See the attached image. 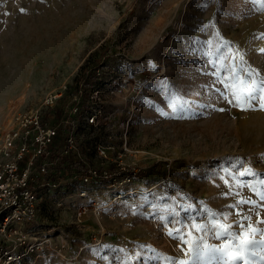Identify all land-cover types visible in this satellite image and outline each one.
<instances>
[{
	"label": "rangeland",
	"instance_id": "374dc122",
	"mask_svg": "<svg viewBox=\"0 0 264 264\" xmlns=\"http://www.w3.org/2000/svg\"><path fill=\"white\" fill-rule=\"evenodd\" d=\"M85 61L104 95L98 108H119L117 119L130 120L135 152L123 158L137 170L134 191L113 207L122 215L105 214L100 227L90 214L83 229L70 223L72 209L54 208L61 192L47 198L43 225H62L69 240L65 255L49 250L32 264L231 260L221 254L196 260L184 241L216 248L227 243L235 250L239 240L217 238L212 214L241 236L235 224L243 217L264 230V110L258 104L241 110L223 98H230L225 81L231 84L236 75L247 74L258 92L264 88V4L0 0V132L13 110L38 107L46 92L65 81L75 92ZM97 194L111 197L106 188ZM250 247L249 264H264V246Z\"/></svg>",
	"mask_w": 264,
	"mask_h": 264
},
{
	"label": "built area",
	"instance_id": "2783aa9c",
	"mask_svg": "<svg viewBox=\"0 0 264 264\" xmlns=\"http://www.w3.org/2000/svg\"><path fill=\"white\" fill-rule=\"evenodd\" d=\"M69 89L65 81L38 107L13 110L0 132V264H32L49 250L65 255L63 226H44L40 216L57 192L54 208L72 209L70 223L83 229L90 214L100 227L105 214L122 215L113 207L134 191L137 170L123 158L135 152L130 120L117 119L119 108H98L101 86ZM102 188L110 199L97 194ZM54 240L60 241L55 247Z\"/></svg>",
	"mask_w": 264,
	"mask_h": 264
},
{
	"label": "snow or ice",
	"instance_id": "6c2138e0",
	"mask_svg": "<svg viewBox=\"0 0 264 264\" xmlns=\"http://www.w3.org/2000/svg\"><path fill=\"white\" fill-rule=\"evenodd\" d=\"M255 2V0H254ZM264 4V0H261ZM234 62V61H233ZM225 87L230 92L229 95L223 94V98L228 100L229 103L235 104V106L240 107L241 110H247L252 108L255 104H258L261 110H264V88H260L259 92L257 88L259 85L255 81H251L250 77L246 74L245 76L236 75L231 84L225 81ZM247 105V108L245 107ZM223 110V109H221ZM241 175H246L247 170L240 173ZM239 204H245L246 202L241 200ZM253 207L255 205L253 204ZM215 214L211 217V227L216 229L217 238L229 237L233 240H239L238 246L235 250L232 249L230 244H223L221 247L216 248L211 245L203 244V241L188 240L184 241L189 244L191 249V255L196 260L201 259H214V254H221L222 256H230L231 260L224 261V264H236L237 261H243V264H249V259L245 255L251 251L250 246H264V240H256V235H264V230L254 228L251 223H245L250 217H243L241 220L236 221L235 226L241 229L243 235H238L235 231H232V226L226 225L224 223H218L215 220ZM259 223L264 225V219L260 220ZM183 227V226H182ZM192 227L204 231L209 228V225H192ZM245 228L248 230L245 231ZM171 235V233H170ZM183 239V237H180ZM203 244V247L201 245ZM179 264H190L189 261H180Z\"/></svg>",
	"mask_w": 264,
	"mask_h": 264
},
{
	"label": "trees",
	"instance_id": "16d2710c",
	"mask_svg": "<svg viewBox=\"0 0 264 264\" xmlns=\"http://www.w3.org/2000/svg\"><path fill=\"white\" fill-rule=\"evenodd\" d=\"M88 62H84L81 65L80 73L76 76L77 83L76 87L82 88L83 90L92 87L94 84H96L97 74L95 72L94 68H88Z\"/></svg>",
	"mask_w": 264,
	"mask_h": 264
}]
</instances>
